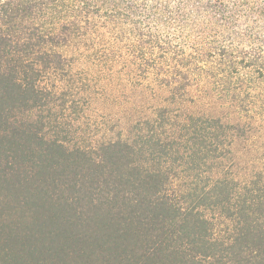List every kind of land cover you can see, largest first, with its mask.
Here are the masks:
<instances>
[{"label": "trees", "instance_id": "trees-1", "mask_svg": "<svg viewBox=\"0 0 264 264\" xmlns=\"http://www.w3.org/2000/svg\"><path fill=\"white\" fill-rule=\"evenodd\" d=\"M0 112V264H264V0H0Z\"/></svg>", "mask_w": 264, "mask_h": 264}, {"label": "rangeland", "instance_id": "rangeland-1", "mask_svg": "<svg viewBox=\"0 0 264 264\" xmlns=\"http://www.w3.org/2000/svg\"><path fill=\"white\" fill-rule=\"evenodd\" d=\"M27 107L28 106L26 104H21L20 106H17L14 109V113H16V115H20L21 117H24ZM97 107L101 108L102 105L98 104ZM5 108H7V106H5ZM2 115L3 113L0 112V144H2L3 146H6L7 142L4 139H2V136H3L2 128H3V123H5V120H4L5 117H3ZM119 116L120 115H116V117H119ZM9 117L11 120V114H9ZM84 121H83V125H81L79 128H75V129L80 130L79 134L76 136V138L78 139L77 141L88 143V141H90V139L93 138L92 135L94 132L96 133L97 131H99L98 136L95 139H100L104 137L107 131H110L106 128H103L102 130L97 129V131L96 130L91 131L88 129ZM106 127L110 129L109 125H107ZM262 134L264 135V132ZM222 141H224L225 143L224 152L230 150L229 143L233 142V146L231 147L232 152L234 154V158L232 159L235 160V163L233 164L238 165L237 168L236 167H233V168L237 171V175L244 176L241 173H243V171L248 169V173H247L248 175L251 173L252 174L254 173V174H257L256 176H259V173H256V172L261 171L260 169L264 167V137L257 139L255 141V145L253 146V148H251L250 146L246 147L245 144H242L240 142L236 143V140H233V138H231L230 136L223 137ZM71 143H74V141H71ZM227 153L228 152H226L225 155H228ZM201 161H202L201 165L203 168L210 167L212 166V163H213L212 162L213 160L203 159ZM24 173L25 172L23 171L21 175L18 174V177L13 179L12 183L10 182L9 186H5L4 184L0 182V219H2L5 224L4 226L2 223H0V226H3L5 228V231H9L11 227L10 223L7 222L5 219H3V218H6L7 212H5V210H7V207H15L16 217H17L19 216V212L22 209L21 207H25L24 205L27 204V203L24 204V202L30 199L26 191L31 192V190L29 189L25 190L24 188H21V184L23 182L21 177L24 175ZM39 196H40V201L46 200V198H44L42 193H39ZM49 204L50 203L48 201L45 202V207H52V205L50 206ZM25 209L27 210L28 208L25 207Z\"/></svg>", "mask_w": 264, "mask_h": 264}]
</instances>
